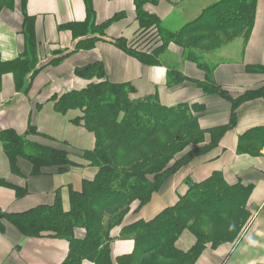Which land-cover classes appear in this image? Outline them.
<instances>
[{
	"label": "trees",
	"instance_id": "trees-1",
	"mask_svg": "<svg viewBox=\"0 0 264 264\" xmlns=\"http://www.w3.org/2000/svg\"><path fill=\"white\" fill-rule=\"evenodd\" d=\"M27 1H19L23 51L12 60H2L0 55V79L3 74L11 73L15 92L24 96H28L33 78L45 66L59 64L75 51L93 49L101 41L110 42L144 65L159 64L161 53L170 43L182 47V51H188L190 57L199 61L195 50L203 51V42L208 41L211 33L219 35L237 28H251L258 2L220 0L172 32L160 25L156 15L145 10L148 0H134L136 19L142 29L128 42L122 37L106 39L109 24L120 20L123 13L97 24L91 0H84L85 19L58 26L59 30L71 31L74 48L56 49L42 61L35 20L27 13ZM14 6L15 0H0V14ZM211 72L208 68L204 80L193 83L206 95L218 94L229 99L231 117L228 124L205 130L198 123L199 115L205 111L201 103L165 105L157 92L138 96L132 83L110 81L101 62L76 66L74 74L87 83L54 96L52 101L61 114L76 110L71 122L93 134V147L81 151L80 156L96 171L92 178L82 180L80 190L69 189L68 208L63 207L60 189L55 191L51 204H38L20 212L0 208V233H5L8 223L24 237L51 236L66 240L68 251L60 264L84 261L195 264L207 247L235 241L249 219L248 187L239 182L228 184L219 171L199 182L186 180V190L177 196L174 204L148 219L138 217L174 174L195 156L216 146L224 132L235 126L236 106L264 94L261 87L232 98L227 89L214 82ZM187 80L178 70L167 72L168 87ZM31 136L48 138L30 117L23 132L14 128L0 130V145L11 173L22 174L20 160L29 163L28 176L32 177L50 171L64 173L80 165L69 158L68 151L34 141ZM263 136V127L250 129L239 136V146L249 138L258 140ZM0 185L12 188L17 198L28 192L3 178ZM77 229H82L84 235L78 237ZM185 230L194 237V243L186 250L177 245ZM126 238L134 242L132 251L113 259V242Z\"/></svg>",
	"mask_w": 264,
	"mask_h": 264
},
{
	"label": "crops",
	"instance_id": "crops-1",
	"mask_svg": "<svg viewBox=\"0 0 264 264\" xmlns=\"http://www.w3.org/2000/svg\"><path fill=\"white\" fill-rule=\"evenodd\" d=\"M19 1L15 0L13 9H4L0 14L2 60L16 58L24 48ZM218 1L148 0L144 8L159 18L164 29L173 32ZM91 2L97 24L109 20L116 13H123L120 20L109 24L106 39L122 37L129 42L141 31L134 0ZM26 10L35 20V36L42 61L47 60L56 49L74 48L71 31L59 30L58 26L84 20V0H28ZM202 48L203 51L195 50L198 61L194 56L190 57L188 51H182V47L170 43L161 53L159 64L144 65L110 42L101 41L93 49L75 51L59 64L45 66L33 78L28 96L15 92L11 73L3 74L0 79V130L14 128L23 132L30 117L37 129L48 136H31L32 140L68 151L69 158L80 165L64 173L50 171L32 177L28 176L29 163L20 160L22 174L16 175L11 173L0 145V178L28 191L17 198L12 188L0 185V208L20 212L38 204H51L57 189H60L63 207L68 208L69 189L80 190L82 180L93 177L96 168L80 156L81 151L93 147V134L71 122L70 118L77 113L76 110L61 114L55 110L52 101L54 96L81 88L87 83V80L74 74L76 66L101 62L110 81L132 83L138 96L157 92L165 105L201 103L205 107L198 117L201 129L228 124L231 117L229 99L218 94L206 95L193 81H203L209 68L212 69L210 75L214 82L227 89L232 98L264 87V0L257 2L251 28H237L219 35L211 33ZM173 69L182 72L188 80L168 87L167 72ZM37 104L40 106L35 108ZM235 113V126L224 132L218 144L183 166L138 215L144 219L152 217L176 202L177 196L186 190V180L199 182L214 171L221 172L228 184L239 182L248 187L246 208L249 219L240 235L235 241L221 243L216 248L207 247L195 264H264V136L258 140L249 138L239 146L241 134L257 127L264 128V94L240 103ZM5 226V233H0V264H60L67 254L68 243L64 239L24 237L12 225L7 223ZM75 233L78 237L84 235V231L79 229ZM193 243V235L186 230L177 241V245L184 250ZM133 245L132 239H116L111 247L112 258L131 252ZM82 264L93 263L84 261Z\"/></svg>",
	"mask_w": 264,
	"mask_h": 264
},
{
	"label": "rangeland",
	"instance_id": "rangeland-1",
	"mask_svg": "<svg viewBox=\"0 0 264 264\" xmlns=\"http://www.w3.org/2000/svg\"><path fill=\"white\" fill-rule=\"evenodd\" d=\"M79 230L83 231L82 229H79ZM188 233H190V232H188Z\"/></svg>",
	"mask_w": 264,
	"mask_h": 264
},
{
	"label": "built area",
	"instance_id": "built-area-1",
	"mask_svg": "<svg viewBox=\"0 0 264 264\" xmlns=\"http://www.w3.org/2000/svg\"><path fill=\"white\" fill-rule=\"evenodd\" d=\"M263 208H264V203H263Z\"/></svg>",
	"mask_w": 264,
	"mask_h": 264
}]
</instances>
